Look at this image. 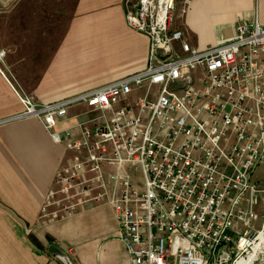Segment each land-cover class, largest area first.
Here are the masks:
<instances>
[{"label": "built area", "instance_id": "built-area-1", "mask_svg": "<svg viewBox=\"0 0 264 264\" xmlns=\"http://www.w3.org/2000/svg\"><path fill=\"white\" fill-rule=\"evenodd\" d=\"M194 1L124 0L129 26L150 38L149 65L80 96L34 101L2 68L4 49L0 72L25 106L16 118H38L74 151L43 216L112 206L134 264H260L264 219L251 223L260 206L264 218V25L197 48L172 26L177 3L183 14ZM135 89L145 93L131 101ZM78 103L96 114L64 126Z\"/></svg>", "mask_w": 264, "mask_h": 264}, {"label": "crops", "instance_id": "crops-1", "mask_svg": "<svg viewBox=\"0 0 264 264\" xmlns=\"http://www.w3.org/2000/svg\"><path fill=\"white\" fill-rule=\"evenodd\" d=\"M70 5L0 13L2 68L38 103L80 96L149 65L150 38L129 26L124 0ZM181 10L172 26L200 49L232 39L240 24L264 25V0H196ZM5 75L0 72V264H134L112 206L85 205L54 219L42 215L57 170L74 151L56 142L38 118H16L25 106ZM144 93L135 89L129 100ZM69 112L66 127L96 114L82 103ZM52 244L66 256L53 254Z\"/></svg>", "mask_w": 264, "mask_h": 264}, {"label": "rangeland", "instance_id": "rangeland-1", "mask_svg": "<svg viewBox=\"0 0 264 264\" xmlns=\"http://www.w3.org/2000/svg\"><path fill=\"white\" fill-rule=\"evenodd\" d=\"M73 0H71L72 2ZM75 1V0H74ZM74 1L72 3H74ZM69 0H0V13L7 10H54L53 5L56 6L57 10H72ZM178 6L176 5V8ZM60 8V9H59ZM175 13L179 15V11L183 6L181 5L180 10H176ZM257 176L259 179H264V166H260L257 170ZM133 179L135 186L141 190L143 188V175L141 172H133ZM263 209L262 207L257 208V215L252 221L251 226L255 230H259L263 225ZM261 250V249H260ZM259 250V251H260ZM264 252V246L262 248ZM260 264H264L262 255H260Z\"/></svg>", "mask_w": 264, "mask_h": 264}, {"label": "water", "instance_id": "water-1", "mask_svg": "<svg viewBox=\"0 0 264 264\" xmlns=\"http://www.w3.org/2000/svg\"><path fill=\"white\" fill-rule=\"evenodd\" d=\"M226 233H230V230H227ZM50 251L55 254V255H58V256H61V257H65L66 254L64 253V251H62L60 248H58L57 246H55L54 244L50 245Z\"/></svg>", "mask_w": 264, "mask_h": 264}, {"label": "bare ground", "instance_id": "bare-ground-1", "mask_svg": "<svg viewBox=\"0 0 264 264\" xmlns=\"http://www.w3.org/2000/svg\"><path fill=\"white\" fill-rule=\"evenodd\" d=\"M263 246H264V234H262L261 236V242L258 245L257 251H259L260 249L262 250Z\"/></svg>", "mask_w": 264, "mask_h": 264}]
</instances>
